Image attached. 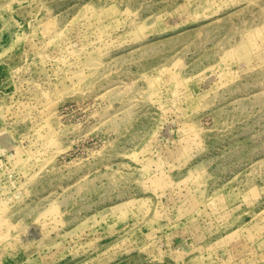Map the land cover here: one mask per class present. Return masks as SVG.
I'll return each mask as SVG.
<instances>
[{
    "label": "rangeland",
    "instance_id": "rangeland-1",
    "mask_svg": "<svg viewBox=\"0 0 264 264\" xmlns=\"http://www.w3.org/2000/svg\"><path fill=\"white\" fill-rule=\"evenodd\" d=\"M0 264H264V0H0Z\"/></svg>",
    "mask_w": 264,
    "mask_h": 264
}]
</instances>
